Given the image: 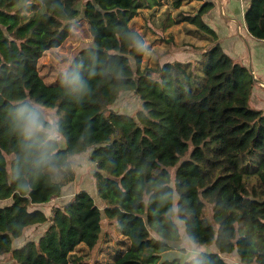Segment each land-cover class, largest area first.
<instances>
[{"label": "trees", "instance_id": "obj_1", "mask_svg": "<svg viewBox=\"0 0 264 264\" xmlns=\"http://www.w3.org/2000/svg\"><path fill=\"white\" fill-rule=\"evenodd\" d=\"M160 4L0 0V259L80 264L78 247L96 249L107 220L128 240L114 264H230L222 255L232 253L240 264H264V114L250 105L255 80L202 20L213 8L208 2L198 15L162 22L163 31L183 21L195 26L211 44L201 60L143 67L145 40L130 25ZM80 18L91 45L48 85L39 60ZM245 23L264 41V0L251 2ZM129 92L141 103L135 116L112 108ZM40 106L55 111L62 143ZM30 111L39 116L35 129L23 120ZM84 153L96 165L104 210L81 191L47 216L39 206L76 181L72 158ZM176 217L190 247L218 253L164 260L182 237ZM47 224L39 242L13 246L28 228Z\"/></svg>", "mask_w": 264, "mask_h": 264}, {"label": "rangeland", "instance_id": "obj_2", "mask_svg": "<svg viewBox=\"0 0 264 264\" xmlns=\"http://www.w3.org/2000/svg\"><path fill=\"white\" fill-rule=\"evenodd\" d=\"M173 1L174 0L162 1L158 10L139 12L130 25L133 30L140 32V34L142 31L145 43L147 42L148 51L143 59V67L161 66L167 62H171L172 59L177 60L176 58H173L172 55L176 50L177 52L175 53L180 56H182L181 54H185L196 57L200 54L197 53L198 51L193 50V47H201L204 42H202L199 36L194 32V26H192V28L187 26L189 22L183 21L175 24L165 33L162 30V22L168 15L177 23L178 19H182L179 17L180 13H183L186 16L196 13L195 6L192 8L193 10L191 9L192 5L180 8L174 6ZM189 1L190 0H184L183 2L188 3ZM151 33L153 35H151ZM91 41L92 38L85 20L83 18L75 20L66 41L60 47L47 51L39 60L38 70L45 83L48 85L54 84L59 75L68 69L70 63L78 52L82 48L91 45ZM112 108L118 113L135 116L136 112L141 108V103L139 97L135 93H124ZM39 109L42 114L45 115L54 125V130L51 132L52 137L58 139L62 143L63 141L61 140V137L55 130V123L57 121L55 111L51 108L41 106ZM72 161L77 173L76 181L66 188L61 197L53 200L49 205L39 206V209L43 210L47 216L51 215V209L53 207L63 206L69 203L73 196L81 191L88 192L92 195L96 204L102 210L105 208L104 204L97 196L96 179L94 177L97 168L90 160V153L78 156L72 159ZM176 199L177 196L175 200ZM175 221L177 222L179 228L182 229V231L180 230L182 239L178 242L171 243V252L163 254V257L164 260H172L179 257L181 261L184 262L185 260H188L190 256L195 255L197 250H200L201 247L199 248L195 244H191L193 248L190 247L188 244L189 242L185 237L184 224L182 225L177 217ZM47 227L48 224L28 228L22 237L14 241L13 246L18 248L19 246L25 245L29 242H39L40 238L45 234ZM127 246V238L117 230L115 225L110 224L109 221L106 220L104 221V232L101 235L100 244L96 247V249L90 251L87 247L80 246L77 249V254L82 258L80 264H114L116 256L125 251L128 248ZM210 248H215V246ZM176 252H179V254ZM201 252L207 251L203 250ZM0 264L15 263L11 255H5L0 259Z\"/></svg>", "mask_w": 264, "mask_h": 264}, {"label": "crops", "instance_id": "obj_3", "mask_svg": "<svg viewBox=\"0 0 264 264\" xmlns=\"http://www.w3.org/2000/svg\"><path fill=\"white\" fill-rule=\"evenodd\" d=\"M160 1L162 2L164 0H160ZM183 1L181 3L180 8L192 5L191 7L192 9L193 6H195L196 15L199 14L205 2L213 4V8L203 14L202 20L208 27H210L212 30H214L217 33L224 52L235 63L240 64L243 67H246L252 74L255 80V85L252 91L250 105L253 109L259 110L264 114V41H260V40L253 38L250 35L247 29L246 23H245V13L253 0H190L188 3L183 2ZM159 6L151 10L142 9L139 12H148L152 10H158ZM187 26H190L192 28L193 25L189 23L187 24ZM167 30H165L164 33ZM194 30H195L194 32L196 33V28ZM141 34H142V31H141ZM151 35L153 34L151 33ZM199 38L202 42H204L202 43L203 45L201 47L193 45L194 46L193 50H196L198 51L197 53H200L198 56L195 57L192 55H185L181 53L180 54L182 56H180L177 53H175L177 52V50L176 51L173 50L174 51L172 54L173 58H176L177 60L172 59L171 62H167V63H172L174 61L181 62V63H190V62L200 61L203 53L206 51V49L211 44L209 43V41L203 39L202 37L199 36ZM145 45H146V52H147L148 51L147 42L145 43ZM190 48H187V49H190ZM84 154H81L78 156H83ZM78 156H75L72 159ZM76 176H77V173H76ZM66 188L64 189V192ZM0 204H5V202L0 203ZM22 246H19V247H22ZM210 247H213V246H210ZM210 247H201L200 250H197L196 254L200 253L203 250H206L207 251L206 253H218V250L216 249V247L212 249ZM203 248H206V249H203ZM176 253L179 254V252H176ZM195 255L190 256L188 260L192 259ZM222 257L230 264H240V259L237 253H232L229 255H222ZM166 260H169V259H166ZM188 260H185L183 263L187 262Z\"/></svg>", "mask_w": 264, "mask_h": 264}, {"label": "clouds", "instance_id": "obj_4", "mask_svg": "<svg viewBox=\"0 0 264 264\" xmlns=\"http://www.w3.org/2000/svg\"><path fill=\"white\" fill-rule=\"evenodd\" d=\"M23 120L25 123V127L28 129H35L40 126L39 116L35 111L27 112L23 116Z\"/></svg>", "mask_w": 264, "mask_h": 264}, {"label": "water", "instance_id": "obj_5", "mask_svg": "<svg viewBox=\"0 0 264 264\" xmlns=\"http://www.w3.org/2000/svg\"><path fill=\"white\" fill-rule=\"evenodd\" d=\"M92 48L95 50H102L101 48H98L96 45H92Z\"/></svg>", "mask_w": 264, "mask_h": 264}]
</instances>
